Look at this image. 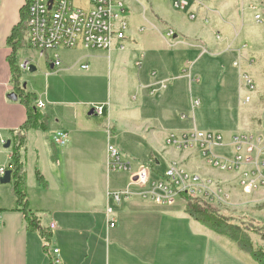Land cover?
Segmentation results:
<instances>
[{
	"label": "crops",
	"instance_id": "1",
	"mask_svg": "<svg viewBox=\"0 0 264 264\" xmlns=\"http://www.w3.org/2000/svg\"><path fill=\"white\" fill-rule=\"evenodd\" d=\"M124 1L129 23L124 50L62 49L40 57L31 49L28 56L19 57V61L29 58L30 66L35 68L30 76L22 71V77L28 82L25 91L34 94L44 104L40 110L50 118L47 131L31 130L26 134L24 155L29 204L36 212L40 225L52 233L50 257L54 264H170V235L174 232V226L185 220L194 233L204 238V244L207 240L220 242L223 238L200 228V224L185 213L184 201L182 208L173 212L170 205H159L142 198L141 190L134 188L129 200L115 204L108 193L127 188L130 174L121 176L122 182L117 183V178L107 169L108 144L118 148L123 161L129 164L132 171L137 170L140 164L147 165L153 180L162 176L171 164H176L184 173L198 177L201 186L210 182L214 187L227 191L234 204L248 201L249 197H252V202L264 201V180L251 196L242 193L239 185L246 171L264 179V158L260 159V155H264V100L262 104L259 103L264 94L260 74L264 64L261 65V62L252 71L260 86L258 89L255 85L253 91H256V99L252 111V117L256 118L259 126L249 127L247 121L245 130L248 133L241 134L252 137V163L243 164L230 172L220 171L211 166L197 148L183 150L165 145L170 134L200 131L194 121V109L199 106L195 103L200 104L199 101H190L192 115L189 125L181 124L183 122L178 119L184 121L187 117L184 114L176 117L174 111L179 109L173 106L174 103L187 106L184 84L189 82L190 86V78L196 82L198 78L186 66L178 67L176 58L173 60L170 51L164 50L165 47L182 46L185 53L199 50L193 61L187 63L194 64L197 75L199 72L211 73L212 62L223 58L231 59L241 79L243 72L249 73L242 62L250 68L254 56L258 57L257 52L245 53L246 43L242 48L234 45L239 31L236 26L233 27L232 16L236 11L232 10L229 0H212L213 3L208 5L210 0L204 6H197L189 0L188 10L197 15L193 21L188 19L186 13L173 8V0H170L166 13L154 10L149 0V4L145 2L141 16L145 25L140 24L135 10ZM24 3L25 0H0V168L10 165L11 150L10 146L5 148V143L26 120V110L18 98L16 101L7 98L13 93L7 61L11 50L7 39L19 22ZM226 14L231 21L226 19ZM197 19L206 24L213 19L218 29L223 23L221 33L217 31L216 39L209 40L207 32H200L201 25L198 27L194 24ZM227 26L231 27L229 31L226 30ZM167 30H172L175 36L168 38ZM206 45L211 48L209 51L204 49ZM141 48L145 51L140 59H146L144 53H149L151 56L148 58L155 64L147 77L141 69L140 59L133 53ZM55 54L61 62L58 68L54 66ZM200 61H204L203 69L197 68ZM78 76L106 78L109 91L100 93L96 98L93 92H86L85 85H81V91L72 86L64 91L51 82L66 77L76 79ZM222 76L223 73H220L218 79ZM224 76L222 83L226 80ZM174 80L178 81L176 87ZM239 83L241 88L246 89L242 79ZM157 93H160V98H154ZM71 98L77 100L70 101ZM96 105L103 106V115L89 116L88 113ZM170 111L177 125L172 128ZM58 132L66 134L64 145H57L53 141ZM234 135L230 136L228 143L231 155L219 153L217 149L220 145L211 149L213 157L232 159ZM200 157L205 160H200ZM36 172L46 182L45 189L37 183ZM15 206L10 183H0V209L3 210L0 213V264L45 263V258L42 259L37 253L38 236L26 230L22 215L15 210ZM108 208L112 211L110 215L106 212ZM110 218L115 220L114 227L108 225Z\"/></svg>",
	"mask_w": 264,
	"mask_h": 264
},
{
	"label": "rangeland",
	"instance_id": "2",
	"mask_svg": "<svg viewBox=\"0 0 264 264\" xmlns=\"http://www.w3.org/2000/svg\"><path fill=\"white\" fill-rule=\"evenodd\" d=\"M126 1L127 4H129V6L133 8V10H135L140 24L145 25L141 19V16L144 12L143 6H146L145 2L149 4V0ZM150 1L154 10L157 9L162 13H166L169 9L168 6L170 5V0ZM229 2L232 5V10L236 11L234 12L235 15L232 16V22L234 23L233 27L236 26V30L239 31L238 37L235 38L234 45L236 47L242 48L244 46L243 44L246 43L245 53L249 55L253 52H257V55L259 57V59H255L258 57L253 55L255 57L254 63L250 68L247 67V64L245 62H242L244 66H246L245 70L249 71L254 80L255 85L258 86L259 89L260 86L256 83V77L252 75V71L253 68L255 70L258 68L259 62H261V65L264 64V1L229 0ZM212 3L213 1L211 0L208 5ZM180 13L185 14L184 11H180ZM228 14H226L225 17L227 20L231 21ZM257 14L261 16V21H257L255 19V16ZM194 24L198 27L201 25V27H199L200 32H207L206 34H208L209 37H207L209 38V40H215V36L218 33L217 31L221 33L220 31H222L223 26L222 23L220 29H218L217 23H215L213 19L210 21L209 24H206L205 22L197 19ZM192 27H194V25H192ZM230 29V26L226 27L227 31H229ZM181 48L182 46H171L169 49L165 47L164 50L168 52L170 51V55L172 56L173 60H175L176 58V64H178V67L186 66L187 69H190L191 74L196 75L198 79L196 82L194 78H190V86L189 82L184 84L185 100L187 101V106L182 107L183 105H180V103L179 106L181 107H179L178 103H174L173 106H175L176 109H179L178 111H174L176 112L174 115L179 118L180 115L184 114L187 119L184 121L180 119L178 120L180 122H183L181 124L189 125L191 123L190 119L192 115V107L190 101H199V106L195 107L194 109V121L197 126V129L200 131L219 133L222 136V142L220 148L217 149V151H219V153L223 155L230 156L231 149L228 146L230 136L236 133L247 134L248 132H246L245 130V124L247 121H249L247 123V126L249 127L252 126L254 128L255 126H259V124L255 122L256 118L252 117V111L255 105L254 100L256 99V91L248 93L250 91L241 88L242 85L239 83L241 79L238 77L236 69L232 66L231 59H215L214 62H212L213 70L211 71V73L205 74L203 72H199V75H197L196 70L194 71V64L192 66L190 64L187 65V63L193 61V58L199 53V50L192 53H185V50H182ZM204 49L206 51H209L211 48L206 45L204 46ZM144 51L145 49L141 48L133 53H135L137 59L139 60L140 56L143 54ZM31 52L32 50L24 45L19 51V57L24 58L28 56ZM145 56L146 59H140V62L144 76L147 77L150 72L155 68V64L152 60L148 58L149 56H151V54L149 55L148 53L147 55V53H144V57ZM204 61H200L198 63V69L204 68ZM23 73L28 74L29 76L30 74H32L28 71H23ZM220 73H223V76L225 75L224 77H226V80L223 83V76L222 78H220V80L218 79ZM260 74L263 78V83L261 84L263 86V67L261 69ZM22 81L23 85L25 84V86L28 87L27 80H24V78L22 77ZM51 82L56 83L64 91L71 89V86L75 87L77 91L78 89L79 91H81V85H85L86 92H93L94 97L96 98L100 93H105L109 91L107 79L101 77L82 78L78 76L76 79L66 77L59 78L58 80H51ZM173 83L176 87L175 84H177L178 81L174 80ZM171 90L172 87H170V91ZM159 94L160 93L155 94L154 98H160ZM247 96L250 97V102L248 104H245L243 102ZM261 97L262 102L259 99L260 104L263 103L264 94L261 95ZM60 100L63 99L60 98ZM76 100V98L70 99V101L74 102ZM175 116L173 117V112L170 111V128H172L173 126H177L175 123ZM262 121L264 128V118ZM261 158H264V155H260V159ZM200 160L204 161L205 159L203 157H200ZM209 168L213 170L212 167ZM126 173H128V171H113L112 175L117 178V183H120L123 180L121 176H125ZM233 184H235L234 186L239 189L237 183L234 182ZM241 190L242 193L246 194L247 196H251L255 193V190L251 191L250 193L244 192L242 187ZM207 196L208 198H212V204L218 208V210L223 216L234 220V223L236 224L243 222L244 225H248L251 221H253V223H257V221H264V201L252 202V197H249V199H247L248 201H239V204H237L236 202V204H234L229 198L227 191L224 192L221 188L218 187L214 188L212 192H207ZM182 205L183 200L177 197L174 200L173 204L170 205V211L172 210L174 212L175 210L181 209ZM185 222L186 220L183 222L184 224L182 223L179 225H175V221V226L173 225L174 232L170 235V264H257L247 254L241 252L234 243H232L226 238H221V236L219 237V235L215 234L214 232H212L214 236L221 238V241L215 242L207 240L206 244H204V238L201 237L198 233H194L193 229H191ZM198 226L206 230L207 232H211L205 227H201L200 225ZM247 234L249 235L254 247L264 250V239L261 236L255 235L250 232ZM37 238L39 244L37 248V253L40 254L42 259L45 258V263H42L41 261L37 262V264H50V256L52 254L53 248L52 240L48 245V255L42 249L44 246L42 239L39 236Z\"/></svg>",
	"mask_w": 264,
	"mask_h": 264
},
{
	"label": "built area",
	"instance_id": "3",
	"mask_svg": "<svg viewBox=\"0 0 264 264\" xmlns=\"http://www.w3.org/2000/svg\"><path fill=\"white\" fill-rule=\"evenodd\" d=\"M197 6H204L210 0H190ZM189 0H173L172 6L178 11H184L189 20L193 21L197 15L188 10ZM26 9V36L27 47L36 51L40 57L49 52H57L62 49L83 48L91 51H106L112 49L124 50L127 40L129 23L128 9L124 0H25ZM255 19L261 21V16ZM166 36L173 38L175 33L167 30ZM217 39H220L217 36ZM54 66L60 67L61 62L57 54L54 55ZM252 64L253 62L250 61ZM31 60L21 59L18 62L21 71H28ZM238 66L237 63L234 64ZM87 68V67H83ZM244 87L252 92L255 89L254 81L247 72L241 74ZM249 102L246 97L244 103ZM199 105L198 102L195 103ZM38 109L44 107L41 101H37ZM93 114L103 115V106H93ZM184 119V118H183ZM66 134L58 132L53 141L57 145H64ZM222 136L219 133H211L194 130L181 135L170 134L165 145L175 149H199L208 163L214 168L230 172L243 164L252 163L254 147L252 137L235 134L232 136L233 155L231 160H220L213 157L211 149L220 146ZM107 169L109 171H128L130 174L128 187L124 190L108 193V197L120 204L133 196V189L141 190L140 196L159 205H172L179 192H188L194 196L208 198L207 192H212L214 187L208 182L200 185L197 177L184 173L176 164H171L158 179H151V171L145 164H140L137 170L132 171L129 164L124 162L120 151L114 145H107ZM5 168H0V177L5 173ZM261 177L257 174L244 172L239 180V185L244 192L250 193L262 185ZM112 214L111 209L106 210ZM109 227L115 226V220L110 218ZM57 252L56 250L54 251Z\"/></svg>",
	"mask_w": 264,
	"mask_h": 264
},
{
	"label": "trees",
	"instance_id": "4",
	"mask_svg": "<svg viewBox=\"0 0 264 264\" xmlns=\"http://www.w3.org/2000/svg\"><path fill=\"white\" fill-rule=\"evenodd\" d=\"M25 23L26 9L22 7L19 22L12 29L7 39V45L11 50L7 61L10 68L13 92L17 95L19 103L26 110V120L17 131L11 133V159L8 170L11 172L10 185L12 195L15 198V210L21 213L26 230L30 233H36L42 239L44 243L42 249L48 254L47 249L52 239V233L49 229L43 228L40 225L36 212L31 209L29 204L24 146L26 134L31 130L47 131L50 118L37 108V97L34 94L26 92L23 87L22 71L19 68L18 62L19 51L24 45L27 46ZM35 177L39 186L45 189L46 182L39 172L35 173ZM178 197L184 201L185 213L191 219L234 243L241 252L247 254L257 264H264V250L254 247L247 234L250 232L264 239V221H257V223L251 221L248 225H244L243 222L236 224L234 220L220 213L218 208L212 204V198L194 196L188 192H179ZM2 211L0 209V213ZM50 264H54L51 257Z\"/></svg>",
	"mask_w": 264,
	"mask_h": 264
},
{
	"label": "water",
	"instance_id": "5",
	"mask_svg": "<svg viewBox=\"0 0 264 264\" xmlns=\"http://www.w3.org/2000/svg\"><path fill=\"white\" fill-rule=\"evenodd\" d=\"M28 71L30 73L34 72L35 71V68L33 66H29V69ZM23 87H25V84L23 85ZM7 98L11 101H16L17 100V95L13 92L11 94H9L7 96ZM89 116H93V109L90 110V112L88 113ZM10 146V141H7L5 143V148H8ZM10 175H11V172L9 170H6L4 175L0 178V183L1 184H9L10 183Z\"/></svg>",
	"mask_w": 264,
	"mask_h": 264
},
{
	"label": "bare ground",
	"instance_id": "6",
	"mask_svg": "<svg viewBox=\"0 0 264 264\" xmlns=\"http://www.w3.org/2000/svg\"><path fill=\"white\" fill-rule=\"evenodd\" d=\"M6 170H8V168H5ZM1 178V177H0Z\"/></svg>",
	"mask_w": 264,
	"mask_h": 264
}]
</instances>
